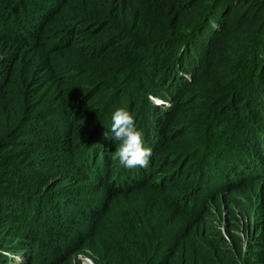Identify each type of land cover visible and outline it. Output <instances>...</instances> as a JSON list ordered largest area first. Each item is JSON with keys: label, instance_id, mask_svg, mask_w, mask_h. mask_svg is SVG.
<instances>
[{"label": "trees", "instance_id": "1", "mask_svg": "<svg viewBox=\"0 0 264 264\" xmlns=\"http://www.w3.org/2000/svg\"><path fill=\"white\" fill-rule=\"evenodd\" d=\"M132 125L128 143H149V167L124 149L114 178L111 146ZM250 156L264 161V0H0V264L20 250L22 264L79 251L96 264H264V221H241L254 229L246 241L234 227L225 237L206 199L194 213L190 195L180 212L166 199L205 172L250 213L236 198L264 176V163L241 171ZM76 189L94 200L69 203ZM53 195L72 207L63 221L60 208L40 212Z\"/></svg>", "mask_w": 264, "mask_h": 264}, {"label": "rangeland", "instance_id": "2", "mask_svg": "<svg viewBox=\"0 0 264 264\" xmlns=\"http://www.w3.org/2000/svg\"><path fill=\"white\" fill-rule=\"evenodd\" d=\"M131 127L128 128L126 135L123 137V142L125 141L126 137L128 136L129 132H130ZM114 138V137H113ZM122 145H120L121 147ZM120 147H118L116 149V151H114V153L112 152V155L115 156L117 159H119L120 157H118V154L120 153L121 149ZM113 151V150H112ZM118 164H120V160L118 161ZM179 171V170H178ZM205 172L199 173V174H195L194 177H191L190 179H188V175H187V179L190 182L189 184V188L186 190V193L183 195H181V197L178 195V193H174V194H169L167 199V203L169 204V206L172 207H177L174 208L177 211H182V208H185V201H186V196L190 195V199L188 201V210L187 212L190 213H194V212H199V211H204V201L205 199L207 200V210L206 212H208L212 217L213 215L216 218V227L224 232V229L226 228H231V226H239V229L237 230V233L239 234V236L245 240L246 236L248 233H251L254 231L253 228H249L248 226L245 225V223L240 222L239 223H234L231 224L228 222L229 220V215H231V209H232V205L236 206V213L241 217L242 216V221H248V219L250 218L249 214H241L240 208L237 206V204L235 202H230V198L227 195H216V193L214 192V186L215 183L213 181V179H211L209 181V186L202 188L200 191H196L195 194L194 192L192 193V186L196 185V182L200 179V177H202V175H204ZM263 183V181L261 182V184ZM93 183L87 184L86 187L90 188L92 186ZM45 189H43L41 192H39V194H42V192ZM88 190V189H87ZM261 190V188H260ZM77 189L72 193L70 199H69V203L73 202L77 205L80 206H85L88 203H90L92 200H94L93 198H85L86 194H84V191H79L76 194ZM157 192V191H155ZM44 193V192H43ZM45 193H49L48 191H46ZM88 193V192H87ZM38 194V195H39ZM215 196V197H214ZM57 197L60 196H51L50 197V201L46 202L45 200H43L41 202V204H39L41 207L40 212L44 211L43 207H45V211H49L51 208L54 209V211L56 209H59V200L57 199ZM37 198V197H36ZM36 198H33L31 201L34 203L36 201ZM180 198H182V202L179 200ZM236 198L242 200L243 195H237ZM260 198V197H259ZM180 201V202H179ZM162 200H158L157 203L161 204ZM137 204V200L134 202ZM73 205V204H72ZM72 210V207L68 208V206H62L60 208V211L58 213H60L61 215V221H63L65 219V217L68 215V213ZM153 212H156V208L154 207V209L152 210ZM258 213H260L259 217L262 216V210H259ZM54 212L52 213L51 218L54 216ZM252 218L254 219V215L252 216ZM44 222H48V217L46 215L43 214H34L33 218L31 220V223H35L39 226L40 229V233L43 231V224ZM244 224V225H243ZM253 224H256V221H254ZM241 228H244V231L241 232ZM55 231H59L60 227H53L52 228ZM259 231V229H257V232ZM28 233L31 234H35L33 232L32 229H30V231ZM159 234L162 237H167L168 236V226L163 224L162 228L160 229ZM246 241V240H245ZM80 253L76 256L77 253L73 254V256L71 257V262L69 263L67 261V257H65L64 259H62V261L60 262V264H78L77 262V257L78 256H82L83 259V264H95L91 258H89L87 255H82L81 251H79ZM21 258V259H19ZM25 261V256H24V250H20L19 253H16L13 255V257H11L10 262L13 264H22Z\"/></svg>", "mask_w": 264, "mask_h": 264}, {"label": "clouds", "instance_id": "3", "mask_svg": "<svg viewBox=\"0 0 264 264\" xmlns=\"http://www.w3.org/2000/svg\"><path fill=\"white\" fill-rule=\"evenodd\" d=\"M148 98L151 99L152 103L155 104V105H158V106H162L165 102L164 99L160 98V97H157V96H153V95H148ZM168 106H170V102L168 101ZM134 125L131 126V129H130V132L128 134V136L126 137L125 141L121 142L118 144L117 147L114 148V145L111 146V153L114 151H116V149L118 147H120V145H122L120 147L121 151L120 153L118 154V157H120L119 159H117L115 156H113V159H115V161L117 162V166L119 167V169L115 170L114 171V178H116L117 174H119L121 168H122V161L124 160V157H123V153H124V149H130V153L132 154V160H136V159H140L141 157H146V168L149 167V156L148 154L146 153V148L149 147V143L146 142V141H143L141 140L138 144L136 143H131L129 144V136H130V133L133 129ZM114 137V138H113ZM103 139H105L107 142H115L117 140V135L116 134H109V133H104L103 135ZM113 150V151H112ZM237 150H241L240 148H238ZM251 157V156H250ZM199 158V157H198ZM120 160V164H118V161ZM222 160H224L222 158ZM215 162V161H214ZM212 162V163H214ZM236 163L239 164V160H236ZM264 161H255L254 157H251V160H250V164H249V167L248 168H245V167H242L241 168V171L245 172L246 174H249L250 171H253L255 170L257 167H259L261 164H263ZM202 165L199 167V172H201L202 170ZM214 172H212V176L215 178V179H218V177L214 176L213 175ZM235 175V174H233ZM250 175V174H249ZM251 176L253 177H256V178H259V184L256 186L254 185V188L252 190V192H250V196H246V195H243L244 198H242V202L246 205L247 204V207H249V211L250 213H248L250 215V218L248 219L251 220V222H253L255 219L259 218V221H264V218L262 219V216H263V213H262V216L259 217L260 213H258L259 210H262V207H261V194H262V191L260 190V186H261V182L263 181L264 183V176H261L259 174H252ZM207 176H203L200 177V179L196 182V185L204 178H206ZM237 179H240V176L237 177ZM211 180L210 177H207V181H206V184L204 186H201V188H205V187H208L209 186V181ZM127 183H129V180H126ZM124 185V184H123ZM102 197V195L100 194V192H97L96 193V199H100ZM255 203V204H254ZM206 214H209L208 212H206ZM254 215V219L252 218V216ZM239 216V215H238ZM208 220H213V217L209 214V216L207 217ZM232 219L235 220V218L233 217ZM239 221L235 222L236 223H239L242 221V217L239 216ZM178 222V221H177ZM215 223V222H214ZM264 224V222L262 223ZM183 225V221L180 219L179 221V226L181 227ZM234 227L236 228V231L235 230H231V232H235L237 235V227L235 226H231V228ZM239 227V226H238ZM228 229V228H226ZM224 229V232H222L224 234V236L226 237V234H225V230ZM153 251H154V255L157 256L158 258H161L162 256V251H163V247H158V248H154L153 247ZM16 254V253H8V256L9 258L11 259V257H13V255ZM79 253L76 254V256L78 255ZM82 255H85V254H82ZM89 258H91L89 255H87ZM21 259V258H19ZM77 259L80 260V263L79 264H83V259H82V256H78ZM91 260L93 261V259L91 258ZM94 262V261H93ZM95 263V262H94ZM96 264V263H95Z\"/></svg>", "mask_w": 264, "mask_h": 264}, {"label": "bare ground", "instance_id": "4", "mask_svg": "<svg viewBox=\"0 0 264 264\" xmlns=\"http://www.w3.org/2000/svg\"><path fill=\"white\" fill-rule=\"evenodd\" d=\"M123 175H126L125 172H124V168H121L119 174H117L116 178H120L123 176Z\"/></svg>", "mask_w": 264, "mask_h": 264}]
</instances>
